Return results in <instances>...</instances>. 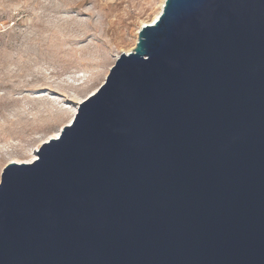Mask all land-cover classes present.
<instances>
[{"label": "water", "instance_id": "1", "mask_svg": "<svg viewBox=\"0 0 264 264\" xmlns=\"http://www.w3.org/2000/svg\"><path fill=\"white\" fill-rule=\"evenodd\" d=\"M0 264H264V0H165L4 168Z\"/></svg>", "mask_w": 264, "mask_h": 264}, {"label": "rangeland", "instance_id": "2", "mask_svg": "<svg viewBox=\"0 0 264 264\" xmlns=\"http://www.w3.org/2000/svg\"><path fill=\"white\" fill-rule=\"evenodd\" d=\"M161 2L0 0V157L22 158L65 126L74 94L85 100L104 83Z\"/></svg>", "mask_w": 264, "mask_h": 264}, {"label": "bare ground", "instance_id": "3", "mask_svg": "<svg viewBox=\"0 0 264 264\" xmlns=\"http://www.w3.org/2000/svg\"><path fill=\"white\" fill-rule=\"evenodd\" d=\"M164 3H165V0H162L161 5H160V10L156 14L155 18L152 21H150V22L144 23V25L152 24V23L155 22V20L158 18L159 14L162 11ZM130 51L131 50L129 49L128 51H125L124 53H129ZM119 55H120V53H119ZM119 55L115 56V61H116V59H117V57ZM98 88L99 87L93 88L92 89V94H94L98 90ZM74 97L79 101V103H77L75 106L69 108L70 109L69 117H68V120H67L65 126L72 123V121L74 120L76 114L78 113L79 105L84 101V100H82V98H79L76 94H74ZM63 128H64V126L60 127L56 131L46 135V137L44 139V142H48L51 139H57L61 135V132H62ZM39 149L40 148L37 146L36 149L33 148L32 152H24V154L22 153L24 155V156H22V158L18 157L17 155H15L13 153H9L8 151H6L5 154L0 157V162L1 161L10 162V163L16 162V163H19V164H22V163H28V164L29 163H33L38 158V150Z\"/></svg>", "mask_w": 264, "mask_h": 264}]
</instances>
